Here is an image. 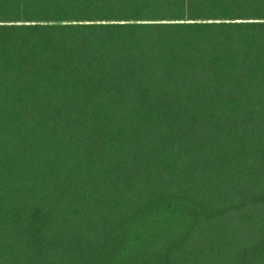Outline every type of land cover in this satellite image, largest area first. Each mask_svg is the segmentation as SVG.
<instances>
[{
	"label": "trees",
	"instance_id": "16d2710c",
	"mask_svg": "<svg viewBox=\"0 0 264 264\" xmlns=\"http://www.w3.org/2000/svg\"><path fill=\"white\" fill-rule=\"evenodd\" d=\"M0 264H264V0H0Z\"/></svg>",
	"mask_w": 264,
	"mask_h": 264
}]
</instances>
